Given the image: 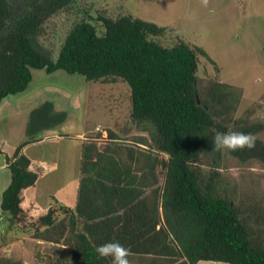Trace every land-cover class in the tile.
<instances>
[{
  "label": "trees",
  "instance_id": "trees-1",
  "mask_svg": "<svg viewBox=\"0 0 264 264\" xmlns=\"http://www.w3.org/2000/svg\"><path fill=\"white\" fill-rule=\"evenodd\" d=\"M74 1L0 0V103L25 91L36 70H61L88 81L121 78L130 89L131 120L148 130L149 150L155 153L143 154L145 173L137 176L118 150L84 144L75 206L54 198L42 209L25 195L39 174L22 147L67 118L52 101H43L29 114L26 141L6 155L11 178L0 209L8 227L58 243L69 223L74 238L67 239L71 249L64 264H124L116 260L119 254L140 257L136 264H264V242L227 192L218 166L210 171L200 164L214 147L218 155L223 150L244 160L243 153L251 152L264 160V142L254 137L264 124L231 119L240 99L234 86L199 82L202 48L181 39L165 46L150 38L164 26L129 14L113 17L100 10L95 17L85 11L53 58L38 44L40 30ZM128 157L134 161L131 153ZM157 166L163 170L162 186ZM147 187L151 193L146 194Z\"/></svg>",
  "mask_w": 264,
  "mask_h": 264
},
{
  "label": "rangeland",
  "instance_id": "rangeland-1",
  "mask_svg": "<svg viewBox=\"0 0 264 264\" xmlns=\"http://www.w3.org/2000/svg\"><path fill=\"white\" fill-rule=\"evenodd\" d=\"M100 10L113 17L129 14L164 26L163 33L150 38L165 46H172L181 39L193 47L202 48L205 54L198 53L197 56L199 82L204 85L217 80L234 86L240 99L231 119H243L244 125L264 124V0H75L44 22L38 44L55 58L69 28L85 16V11L96 17ZM36 74L33 83L31 80L20 94L28 99L50 96L49 100L56 102V110L65 111L67 118L55 127V132L65 134L62 137L65 139L50 152L58 154L55 168L47 171V166H36L34 171L45 174L26 189L27 196H36L42 209L54 198L74 207L80 179L79 155H82V146L89 143H95L99 150H118L133 168V173L137 176L145 173L142 170L143 154L153 157L155 151L149 150L148 130L136 126L131 120L130 89L125 81L121 78L88 81L81 75L61 70L50 74L36 70L34 76ZM53 91H56L55 95ZM57 91L63 93L67 101H62ZM78 132L81 133L77 135ZM254 137L264 142V129ZM43 145L34 146L28 152L37 155L38 151L46 152L48 146ZM254 149L259 151L261 147L255 146ZM129 153L135 157L134 161L129 159ZM243 154L244 160L223 150L218 155L214 147L203 154L200 164L210 171L218 166L227 192L246 216L256 237L264 242V160L251 156V152ZM157 155L167 158L163 153ZM0 161L4 162V158L0 157ZM156 172L157 185L162 186L163 170L157 166ZM10 178L9 168L1 167L0 194ZM152 189L147 187L146 194ZM62 229L63 236L58 243L35 240L29 232L21 234L8 227L7 215L0 209V264L68 262L64 254L71 247L66 243L74 236L69 223ZM125 256L119 254L116 260L124 264L141 261L138 256Z\"/></svg>",
  "mask_w": 264,
  "mask_h": 264
},
{
  "label": "crops",
  "instance_id": "crops-1",
  "mask_svg": "<svg viewBox=\"0 0 264 264\" xmlns=\"http://www.w3.org/2000/svg\"><path fill=\"white\" fill-rule=\"evenodd\" d=\"M37 76H38L37 74L34 76L33 73L32 83H33V78H36ZM55 93L56 91H53V95H55ZM57 94L62 101L64 102L67 101V97L63 93L57 91ZM23 96L24 95L21 94L8 95L4 97L0 103V144L5 143L0 147V157L4 158V162L0 161V168L1 167L8 168L6 164V155H11L18 145L26 141V125L28 122V117L30 112L43 101L49 100L48 97H50V96H38V98L28 99L27 97H23ZM50 101L53 102L54 108L56 109L55 107L56 102L53 99ZM80 133L81 132H78L77 135ZM62 137H65V134L55 132V128H49L39 131L34 136V139H38V140H32L31 142L25 144L22 147V151L27 153L32 159V165L30 167L32 170H34L36 166H41V165L47 166V168H49L47 171L55 168L56 163L54 161L57 158L58 154L57 153L56 155L55 153L50 154V152L54 149V147H57L56 144H58L60 140L65 139ZM67 140H71V139H67ZM39 144H44L43 146L47 145L48 146L47 151L42 152L39 149L40 146H38V149L41 151V152L38 151V155L36 153L28 152V149H31L32 151L33 147ZM79 159L81 161V154L79 155ZM42 175L40 174L39 176ZM3 190L4 188L1 191L0 199ZM26 197L29 199H34L35 201L38 202L36 196L34 195H30V196L26 195ZM196 264H228V263L200 260Z\"/></svg>",
  "mask_w": 264,
  "mask_h": 264
}]
</instances>
